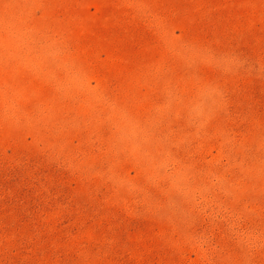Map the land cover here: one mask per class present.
<instances>
[{"label": "rangeland", "instance_id": "374dc122", "mask_svg": "<svg viewBox=\"0 0 264 264\" xmlns=\"http://www.w3.org/2000/svg\"><path fill=\"white\" fill-rule=\"evenodd\" d=\"M0 264H264V0H0Z\"/></svg>", "mask_w": 264, "mask_h": 264}]
</instances>
